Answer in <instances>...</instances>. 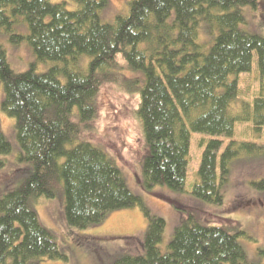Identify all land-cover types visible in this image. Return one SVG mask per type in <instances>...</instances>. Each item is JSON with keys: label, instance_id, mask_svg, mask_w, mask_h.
Here are the masks:
<instances>
[{"label": "trees", "instance_id": "obj_1", "mask_svg": "<svg viewBox=\"0 0 264 264\" xmlns=\"http://www.w3.org/2000/svg\"><path fill=\"white\" fill-rule=\"evenodd\" d=\"M70 1L75 10L66 2L0 0V34L8 33L15 44L27 41L36 57L28 70L15 72L0 44L1 110L15 119L20 160L33 165L0 198V264L68 260L31 205L33 198L54 197L59 188L66 219L78 228L99 224L113 211L144 210L149 221L145 253L113 264H255L239 243L244 231L233 233L230 223L206 225L196 209L179 204L184 210L163 253L165 219L150 213L110 151L90 135L104 85L139 91L136 114L147 149L142 190L166 185L184 191L191 136L200 133L211 138L200 142L205 148L192 195L223 203L232 160L242 149L257 153L263 148L232 140L220 154L238 122L252 121L258 132L264 127V37L243 27L244 7L255 11L264 0H131L128 14L116 16L114 23L101 19L110 0ZM21 19L27 35L15 30L16 23L24 25ZM204 24L208 41L200 34ZM204 45L210 46L207 51ZM255 58L259 91L241 101L240 76L252 72ZM39 62L55 64L37 72ZM122 70L143 77L139 82ZM238 99L241 107L233 113ZM11 150L0 122V155ZM254 185L262 188L264 179Z\"/></svg>", "mask_w": 264, "mask_h": 264}, {"label": "rangeland", "instance_id": "obj_2", "mask_svg": "<svg viewBox=\"0 0 264 264\" xmlns=\"http://www.w3.org/2000/svg\"><path fill=\"white\" fill-rule=\"evenodd\" d=\"M54 3L66 2L69 10H75L77 4L70 0H50ZM131 0H110L102 11L104 22L114 23L116 16L127 15ZM247 23L243 27L252 33L264 37V6L259 5L255 11L251 6L244 7ZM16 23V32L27 35V24ZM201 37L208 41L206 25L201 27ZM207 43V42H206ZM0 44L5 46L8 60L15 72H24L36 61L35 54L27 41L15 44L10 41V35L0 34ZM210 46L204 45L205 51ZM118 60L123 64L121 54ZM55 63L39 62L37 72H45ZM123 71L128 78L142 79L139 72ZM256 71V72H255ZM259 74L257 59L251 73L240 76V99L252 100L259 91ZM1 85V84H0ZM3 87L0 86V104L3 100ZM139 91H130L118 84H107L102 87L99 96V110L92 121L93 129L90 137L106 148L115 158L129 188L142 199L143 204L151 214L165 219L166 228L160 249L168 251V245L173 239L174 230L180 222L181 209H196L201 221L206 225L232 224L230 230L244 231L239 237L247 259L251 263L264 264V186L254 185L264 179V127L261 132L255 130L252 121L238 122L232 138H224L220 154L225 151L232 140L239 143L252 142L263 148L257 153L242 149L238 157L230 164L228 179L223 186L224 201L214 204L195 198L192 195L194 185L198 182V169L202 159L204 145L211 136L192 133L187 168V180L184 191H177L166 185H157L152 192L142 190L139 179H143V164L147 154L141 123L136 110L140 103ZM237 112L242 102L236 100ZM77 120V119H76ZM0 122L6 138L12 144V150L6 155H0L3 165L0 166V198L14 190L19 182L29 174L26 168H33L29 162L19 158V143L16 136L15 119L1 110ZM205 143V142H204ZM19 148V149H18ZM22 170V173H18ZM19 175V176H18ZM64 193L61 188L52 198L39 196L31 201L37 211L43 226L56 237L60 248H63L68 260H51L42 258L40 264H113L115 260L126 255L144 254V240L148 228V217L138 206L110 212L99 224L78 228L68 223L64 212ZM179 204L181 207H176ZM186 213V212H184Z\"/></svg>", "mask_w": 264, "mask_h": 264}]
</instances>
